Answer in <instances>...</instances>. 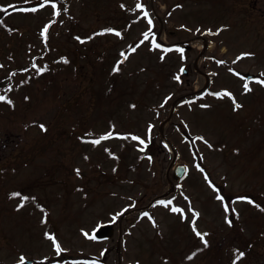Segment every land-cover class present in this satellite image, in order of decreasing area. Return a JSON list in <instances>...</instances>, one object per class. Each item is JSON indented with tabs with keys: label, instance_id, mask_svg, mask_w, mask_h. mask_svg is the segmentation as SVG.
<instances>
[{
	"label": "rangeland",
	"instance_id": "374dc122",
	"mask_svg": "<svg viewBox=\"0 0 264 264\" xmlns=\"http://www.w3.org/2000/svg\"><path fill=\"white\" fill-rule=\"evenodd\" d=\"M139 2L151 25L137 0H56L58 16L17 10L43 0H0L13 6L0 11V95L13 100L0 101V264H232L237 249L235 264H264V85L243 90L264 72V0ZM110 130L132 135L93 143ZM108 223L112 237L94 239Z\"/></svg>",
	"mask_w": 264,
	"mask_h": 264
},
{
	"label": "snow or ice",
	"instance_id": "6c2138e0",
	"mask_svg": "<svg viewBox=\"0 0 264 264\" xmlns=\"http://www.w3.org/2000/svg\"><path fill=\"white\" fill-rule=\"evenodd\" d=\"M46 4H51V7H52V9H53V12H52V15H53V16H58V15H59L60 9L57 8L56 0H43V3H37L36 6L30 8V9H17V10H18V11H32V12H35V11H37V8H42V7H44V5H46ZM5 7H7V8H11V7H13V6H12L11 4L6 5V6H5V5H0V11H3V10L5 9ZM121 7H125V5H124V4H121ZM136 9H145V5L142 4V3H140L139 0H137V3L135 4V8H134V9H131V11H135ZM64 10L67 11L66 8H65ZM140 15L144 16L145 18H147V23H148L149 25L152 24V19H151V17L149 16V14H148V12H147L146 9H145L143 12H141ZM139 18H140V17H139V15H138V16H137V19H139ZM0 23H2V21H0ZM52 23H54V21L50 19V20H48V21L42 26L41 33H40V34L44 37L45 41L47 40V32H48V28H49V26H50ZM61 23H62V21H61ZM181 27H183V25H182ZM225 27H227V26H226V25H220L218 28L215 29V33H219V32H220L223 28H225ZM100 31H101V33L108 32V33H115L117 36L121 35V33H120L119 30H117L116 28H111V27H110V28H103V29H101ZM196 31L199 32L200 29L197 28ZM204 31H205L206 33H209V34H213V29H211V28H206V29H204ZM144 35H145V38H147L148 36H152V35H154V33H152L151 30L149 29L146 33H144ZM76 39H77V40H82V38H81L80 36H77ZM83 39H87V37H85V38H83ZM152 44L156 45L157 47H161V45L156 44V41H155V40L152 41ZM172 47L176 48V50H177L178 52H180V53H183V52H184V49L181 48V47H179V46H177V45H173ZM121 54L123 55V53H121ZM247 55H252V53L241 52V53L236 57V59L239 60L241 57H243V56H247ZM161 58H163V57H161ZM182 58H183V57H182ZM60 59H62V60H66L65 57H61ZM216 62L219 63V64H225V63H226V61H224V60H217ZM118 63H119V62H118ZM0 67H2V65H0ZM33 67L35 68L36 65H33ZM44 70H45V69H44L43 67H41V68L39 69V71H41V72L44 71ZM118 70H119L118 67H114V68H113V71H118ZM22 71L27 72V69H22ZM181 71H183V68H181ZM230 71L235 72L234 69H230ZM235 74H236L237 76H240V75H241V73H239V72H235ZM174 78L177 79V80L180 79L179 76H176V77H174ZM249 80H256L260 85H264V72H262L259 76H246V77H245V81H244V83H243V90H244L245 92H247V91L250 90V88H249V83H248ZM21 82L23 83V81H21ZM10 87H11V86H9V88H10ZM224 91H226V90L213 92L212 95H214V96H216V97H221V96L223 95V92H224ZM169 95H171V94H169ZM227 95H228L229 97L232 98V102H233V105H234L235 108H239V107H241V105L236 101V99H235V97H234V95H233V93H232L231 91H227ZM27 98H28V97H25V99H27ZM168 98H169V97H165V98H164L165 101H166ZM0 101H6L9 105H12V104H13V100L10 99L7 95H0ZM202 106H203V107H207L208 105H202ZM132 107H135V105H132ZM39 127H40L41 129H45V125H44L43 123H41V124L39 125ZM113 127H114V125H113ZM151 127H152V125H151V123H149V125H148V129H149V131H150ZM185 127H187V124H185ZM112 135H132V134L114 133V132H112V131L110 130V131H108V132H105V133H104L99 139L94 140L93 143H99V142H100V139H105V138L110 137V136H112ZM132 138L135 139V140H137V141H139V145H137V147H139L140 145H145V144L147 143V141H146L145 139L141 138V137L138 136V135H134V136H132ZM198 139L204 141V143H205V144H208L209 147H212V145L210 144V142H209L208 140H206L205 137H203V136H199ZM165 147H167V145H165ZM140 150L143 151V148H141ZM113 155H114V154H113ZM149 159H151V157H149ZM196 167H197L202 173L205 174V179H206V181H207V182H208L213 188H215L216 186L212 183L211 180L208 179L207 173H205V170L201 167V165H200V164H197ZM113 171H115V169H113ZM76 172H77V175L80 174L79 169H76ZM11 195L14 196V197H19V196H21V193H19V192H12ZM219 198L221 199V201H223V199H224L223 196H220ZM27 199H29V197H26V196L23 197V198L20 200V203L17 204V208L21 207V206L23 205L24 201L27 200ZM130 199H131V198H130ZM237 199H240V200H249L251 203H254V204L256 203L255 201L251 200L250 197H247V196H240V197H237ZM157 203H159V204H164V205L167 206V205L171 204V201L159 200V201H157ZM256 206H257V207H262L260 204H256ZM41 207H42V206H41ZM223 207H224V211H225V213H227V212L229 211V206H228V204H224ZM169 210L172 211V212H181V213L184 211L182 208H179L178 206H175V205H173ZM262 210H264V209H262ZM192 211H193V215H194V216H199V212L195 211L194 209H193ZM231 211L235 212L236 210L233 208V209H231ZM112 215H113V216H117V215H119V213H118V212H117V213H112ZM140 215H141V216H144V217H147L149 220L152 221L153 226H155V224H156L155 219H154V218H153L148 212H142V213H140ZM237 215H238V213H237ZM182 218H184V217H182ZM225 220H226L227 223H229V224L232 223V220H231L227 215H225ZM192 227H193V231L195 232L196 236L201 237V239L203 240V244H204V245H207V240H206V239H203V237L206 236L207 233H201L200 231H198V230L196 229L194 223H193ZM81 231L84 232V235H85V236H88V235H89V233H88L87 231H85L84 229H81ZM44 235H45L46 237H49V238L52 240V245H53V247H54V249H55V252H56L57 254L61 253L62 251H65V249H62L60 243L55 239V237H54L51 233L45 232ZM198 250H199V249H198ZM236 251H237L238 254L236 255L235 260H233L232 264H235V261H236V260H239L241 257H243V256L245 255V253H244L243 251H240V250H238V249H237ZM192 255H195V253H193ZM188 258L191 259V256H189ZM44 259H47V257H45ZM25 260H26V257L24 256L23 253H21V254H20V259L16 262V264H25ZM57 264H59V262H57Z\"/></svg>",
	"mask_w": 264,
	"mask_h": 264
},
{
	"label": "water",
	"instance_id": "95a60500",
	"mask_svg": "<svg viewBox=\"0 0 264 264\" xmlns=\"http://www.w3.org/2000/svg\"><path fill=\"white\" fill-rule=\"evenodd\" d=\"M248 76H251V75H248ZM184 170H185L184 166L178 165L174 170L173 178L175 180H178L184 173ZM112 233H113L112 225L107 224V225H103L99 227L94 233V237L98 240L106 239V238H109L112 235ZM32 262H33L32 260L25 261L26 264H32Z\"/></svg>",
	"mask_w": 264,
	"mask_h": 264
},
{
	"label": "bare ground",
	"instance_id": "6f19581e",
	"mask_svg": "<svg viewBox=\"0 0 264 264\" xmlns=\"http://www.w3.org/2000/svg\"><path fill=\"white\" fill-rule=\"evenodd\" d=\"M169 190V187L167 188V191Z\"/></svg>",
	"mask_w": 264,
	"mask_h": 264
}]
</instances>
